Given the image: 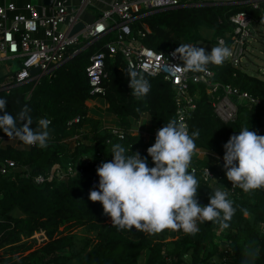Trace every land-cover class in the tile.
<instances>
[{"label": "trees", "instance_id": "1", "mask_svg": "<svg viewBox=\"0 0 264 264\" xmlns=\"http://www.w3.org/2000/svg\"><path fill=\"white\" fill-rule=\"evenodd\" d=\"M195 1L198 4L152 12L142 9L136 13L133 31L137 33L146 24L149 30L140 37L141 42L167 52L179 44L195 46L204 39L197 33L200 24L213 30L210 40L214 42L218 36H226L234 29L231 16L240 10L250 12L253 21L264 26V11L249 2ZM115 36L112 29L75 54L82 44L70 46L66 55L70 58L36 84L26 82L0 89V98L7 101V111L13 116L25 104L31 108L33 129L40 119L50 121L47 148L24 145L0 130V158L15 161L6 173L0 169V264H264V189L244 192L235 186L231 191L222 160L223 145L242 128L264 135V77L251 74L244 64L235 66L227 59L222 66L208 65L215 72V81L230 83L260 99L258 104L237 100L234 121H224L216 114L215 95L207 92L204 83H192L189 88L196 107L188 132H200L189 171L196 170L201 206L209 204L210 195L217 189L234 202L236 212L228 228L198 222L195 235L172 229L156 235L118 230L103 214L102 204L88 198L94 187L98 190L94 163L111 161L114 144H121L128 155L139 147L147 150L155 143L157 130L176 119V90L162 74H141L149 81L150 91L140 99L131 94L126 74L133 70L121 52L110 55L104 47ZM227 40L229 44L230 37ZM100 50L107 51L108 72L103 78L106 93L102 98L107 102L105 109L117 117L116 125L124 130V138L101 126L99 108L87 103L97 94L91 93L86 67L90 56ZM143 115L149 117L151 127L147 140L141 133H133ZM76 117L79 120H74ZM196 149L205 151L204 156ZM139 153L147 158L149 167L155 166L148 152ZM55 166L53 178L36 181L37 175L48 176ZM206 166L215 178L204 177ZM58 168L63 176L56 173ZM39 229L45 230L48 239L37 245L31 235ZM77 229L84 233L78 234Z\"/></svg>", "mask_w": 264, "mask_h": 264}, {"label": "clouds", "instance_id": "2", "mask_svg": "<svg viewBox=\"0 0 264 264\" xmlns=\"http://www.w3.org/2000/svg\"><path fill=\"white\" fill-rule=\"evenodd\" d=\"M231 55L232 50L223 40L210 52L203 47L179 44L173 56L182 61V66L169 64L167 71L173 78L181 72L204 73L208 65L222 66ZM126 76L135 98L149 93L151 85L143 75L130 71ZM0 113V130L8 137L27 146L48 147L50 121L40 119L33 129L27 104L13 116L7 111V101L0 98ZM199 135V129L190 135L187 125L176 119L167 122L157 130L155 143L147 149L154 167H149L147 158L139 152L128 155L121 144H114L113 159L97 167L98 190L94 187L88 198L102 204L103 214L110 217L118 230L135 229L156 235L172 229L195 235L199 231L198 222L228 228L236 208L225 191L212 192L206 206H201L197 199L200 186L196 170L189 168L196 148L194 141ZM223 147L226 177L233 186L244 192L264 189V135L245 127ZM242 211L247 215L246 209Z\"/></svg>", "mask_w": 264, "mask_h": 264}, {"label": "built area", "instance_id": "3", "mask_svg": "<svg viewBox=\"0 0 264 264\" xmlns=\"http://www.w3.org/2000/svg\"><path fill=\"white\" fill-rule=\"evenodd\" d=\"M90 1L79 0L80 7H84ZM249 2L252 3L253 8L259 7L258 0H249ZM186 3L193 2H182V0H110L109 7L102 12L94 23L84 26L74 34H70L71 27L78 21V14L69 9V0H53L51 5L42 4L41 6L31 0L26 1L24 12L18 10L17 0H6L4 3H0V61L9 59L10 55L15 54L19 59L20 67L16 71L10 70L4 76L0 82V89H10L15 85L26 82L38 83L43 75L50 73L66 60L69 47L81 44V38L84 39V43L74 52H78L82 47L90 46L94 41L113 29L116 36L105 43V50L110 55L121 52L127 61L128 68L139 74H162L167 80L171 81L176 90L174 101L177 121L183 122L187 125V128L189 127V118L196 107L194 95L189 89L192 83H204L207 92L213 96L215 95L213 106L216 114L224 121H234L238 115L237 100L247 99L258 104L260 99L248 91L240 90L235 85L230 83L221 84L215 81V72L209 67L208 71L204 73L181 72L175 78L169 76L167 71L169 64L182 66V61L173 56L175 50L158 51L143 44L140 37L144 36L146 31L149 30L146 24H143V28L138 30L137 33L133 31L132 23L137 16L136 13H139L140 10L146 9L152 12L176 8ZM9 12H12L11 19H8ZM113 16L116 18H113ZM108 19H113L111 25L108 24ZM8 20H10V23H7ZM231 21L234 24L233 31L226 36H218L216 44L218 45V42L223 40L232 50V55L228 60L235 66H241L244 64V56H236L235 52L238 44L242 48L246 47L248 37L252 34L253 17L250 12L240 10L231 16ZM39 33H42V36H39ZM227 37H230L229 44H227ZM105 50L94 52L90 56V61L86 67L91 93L93 95L97 94L96 98L87 100L88 105L89 101L97 103V98L104 96L106 93L103 85V78L108 75L105 69L107 55ZM33 67H39V70L32 73L31 69ZM74 120H79V117ZM140 124L141 119L133 129V133H141L146 140L149 139L151 133L142 130ZM107 128L114 135L120 138L125 137L124 130L116 124L107 126ZM196 150L199 153H205V151ZM143 151L147 152L143 147L137 148V152ZM14 165V160L0 158L1 172L6 173ZM99 165V162H95L94 168L97 169ZM55 168L57 166L51 169L48 176L37 175L35 177L36 181L42 182L45 179L53 178ZM56 173L60 176L64 175L59 171V168ZM203 174L206 179L215 178L213 171L208 166L203 168ZM234 188L235 186L230 182L231 191H234ZM178 231L183 232L182 230ZM31 239H35L36 244L40 245L48 237L44 229H39L31 235Z\"/></svg>", "mask_w": 264, "mask_h": 264}, {"label": "rangeland", "instance_id": "4", "mask_svg": "<svg viewBox=\"0 0 264 264\" xmlns=\"http://www.w3.org/2000/svg\"><path fill=\"white\" fill-rule=\"evenodd\" d=\"M259 3H264V0H258ZM251 32L252 34L248 37V42L246 43V47L242 48L240 44H238L236 49V56L243 55V62L247 67L248 71L251 74L264 77V26L255 23L252 21L251 24ZM197 33L205 37L204 39L199 40L195 46L206 48L208 52L211 51L212 47L217 46L216 42L210 40L213 36V30L200 24L197 29ZM80 43L83 45L84 39L81 38ZM248 64V65H247ZM20 67V63L18 58L6 59L0 61V77H4L6 74L12 71L18 70ZM103 101L102 97L97 98V102L101 104ZM92 103V101H90ZM93 107H98L100 110L97 114L98 119L101 121V126H108L116 123L117 117L108 112L105 107L98 104H93ZM90 106V105H89ZM140 128L150 131V123L149 117L147 115H143L141 118ZM78 234L84 233L83 229H77ZM3 254V250L0 248V256Z\"/></svg>", "mask_w": 264, "mask_h": 264}, {"label": "crops", "instance_id": "5", "mask_svg": "<svg viewBox=\"0 0 264 264\" xmlns=\"http://www.w3.org/2000/svg\"><path fill=\"white\" fill-rule=\"evenodd\" d=\"M6 0H0V3H4ZM26 1H30V0H17V5H18V10L24 12V3ZM33 1L35 4H37L38 6H41L42 4H44L43 0H31ZM193 2V3H189L188 5H195L198 4L195 0H182V2ZM243 3V2H249V0H214V4L216 3ZM250 3V2H249ZM110 4V0H91L89 3H87L84 7H80V3L79 0H69V9L78 14V21H82L85 23V26L91 23H94L98 17L102 14V12L107 9L109 7ZM187 4V3H186ZM252 5V3H250ZM259 7L261 8V10L264 11V3H258ZM258 8V7H257ZM12 12H9L8 14V19H11ZM113 18H116L113 16ZM108 24L111 25L113 23V19H108ZM7 23H10V20H8ZM80 31V30H79ZM39 36H42V33H39ZM13 58H18L15 54L10 55L9 59H13ZM19 61V59H18ZM245 65V64H244ZM248 65V64H247ZM96 102L92 101V103H90L89 101V105L90 107H93ZM98 105H102L103 107L106 108L107 106V102L102 101L101 104L100 103H96ZM116 124V123H114ZM112 124V125H114ZM110 126V125H108ZM144 130V129H143ZM146 131V130H145ZM151 132V129L150 131ZM201 156H204V153H200Z\"/></svg>", "mask_w": 264, "mask_h": 264}, {"label": "water", "instance_id": "6", "mask_svg": "<svg viewBox=\"0 0 264 264\" xmlns=\"http://www.w3.org/2000/svg\"><path fill=\"white\" fill-rule=\"evenodd\" d=\"M43 2H44V4H46V5H51L52 2H53V0H43ZM84 26H85V23H84V22H82V21H77V23H75V24L71 27V29H70V34H74V33L78 32V31L81 30ZM82 49H84V48L82 47ZM82 49H81V50H82ZM75 53H77V52H74V54H75ZM68 58H70V56L67 57L66 60H67ZM38 70H39V67H33V68L31 69V72H32V73H35V72H37Z\"/></svg>", "mask_w": 264, "mask_h": 264}]
</instances>
